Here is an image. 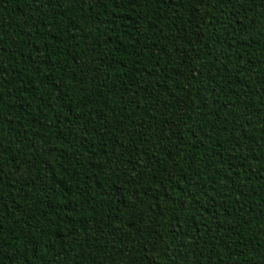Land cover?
<instances>
[{"label": "trees", "instance_id": "16d2710c", "mask_svg": "<svg viewBox=\"0 0 264 264\" xmlns=\"http://www.w3.org/2000/svg\"><path fill=\"white\" fill-rule=\"evenodd\" d=\"M0 264H264V0H0Z\"/></svg>", "mask_w": 264, "mask_h": 264}]
</instances>
